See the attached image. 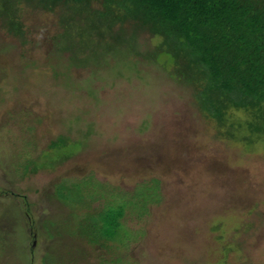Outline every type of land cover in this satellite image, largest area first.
<instances>
[{"label": "rangeland", "instance_id": "obj_1", "mask_svg": "<svg viewBox=\"0 0 264 264\" xmlns=\"http://www.w3.org/2000/svg\"><path fill=\"white\" fill-rule=\"evenodd\" d=\"M25 9L22 35L0 19V264H264V137L219 126L145 37L75 65L63 17Z\"/></svg>", "mask_w": 264, "mask_h": 264}, {"label": "trees", "instance_id": "obj_2", "mask_svg": "<svg viewBox=\"0 0 264 264\" xmlns=\"http://www.w3.org/2000/svg\"><path fill=\"white\" fill-rule=\"evenodd\" d=\"M26 7L63 17L58 49L85 54L77 62L72 55L71 64L118 63L128 52L137 54L145 37L153 46L149 55L164 57L195 86L198 104L219 126L230 135L239 129L264 137V0H0V19L10 33H25ZM235 112L244 113L242 120ZM68 144L52 141L38 160ZM112 212L102 218V232L111 216L109 226L117 227L123 211Z\"/></svg>", "mask_w": 264, "mask_h": 264}]
</instances>
